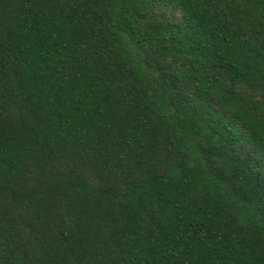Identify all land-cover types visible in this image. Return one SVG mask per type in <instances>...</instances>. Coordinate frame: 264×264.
Wrapping results in <instances>:
<instances>
[{"label": "trees", "instance_id": "16d2710c", "mask_svg": "<svg viewBox=\"0 0 264 264\" xmlns=\"http://www.w3.org/2000/svg\"><path fill=\"white\" fill-rule=\"evenodd\" d=\"M0 264H264V0H0Z\"/></svg>", "mask_w": 264, "mask_h": 264}]
</instances>
